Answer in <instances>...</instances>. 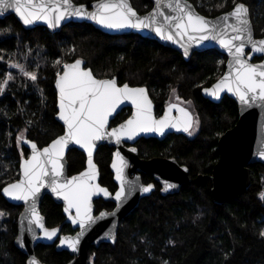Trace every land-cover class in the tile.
I'll list each match as a JSON object with an SVG mask.
<instances>
[{"label": "trees", "instance_id": "1", "mask_svg": "<svg viewBox=\"0 0 264 264\" xmlns=\"http://www.w3.org/2000/svg\"><path fill=\"white\" fill-rule=\"evenodd\" d=\"M89 5L93 0H73ZM202 14L214 16L234 6L233 0H189ZM139 12L148 11L151 0H130ZM250 9L256 37L264 36V0H235ZM223 4V7L218 5ZM0 81L11 72L14 79L0 94V264H26V255L14 245L17 217L22 206L8 202L1 188L19 176V162L28 150L17 138L39 147L63 132L56 120L57 96L54 81L62 64L81 59L98 77H115L118 84L143 85L159 115L173 96L187 104L198 118L193 135L171 133L162 139L142 138L137 143L141 157L174 158L189 171V181L175 193L164 194L151 174H142L154 190L119 223L115 242L91 246L92 264H264V163L254 162L250 184L241 193L222 203L211 194L212 169L218 160L217 140L238 119L235 101L224 95L213 102L201 89L213 83L224 71L226 57L216 49L194 51L188 60L176 50L139 34L111 35L86 22H68L58 31L43 26L26 29L13 14L0 18ZM260 58L254 57V61ZM60 60L61 64H55ZM35 72L33 82L18 68ZM175 89V93L173 92ZM187 101H191L188 104ZM121 116L117 115L111 124ZM25 129H27L25 131ZM112 147L98 146L94 160L99 167V182L110 191L115 184L109 164ZM69 175L85 166L83 152L67 153ZM202 176L200 181L196 179ZM95 212L114 205L111 198L95 200ZM46 225L58 226L61 233H72L65 223L62 205L45 195L40 204ZM171 241V243H170ZM37 257L52 264H65L72 256L54 244H38Z\"/></svg>", "mask_w": 264, "mask_h": 264}, {"label": "snow or ice", "instance_id": "2", "mask_svg": "<svg viewBox=\"0 0 264 264\" xmlns=\"http://www.w3.org/2000/svg\"><path fill=\"white\" fill-rule=\"evenodd\" d=\"M233 3V9L222 17H217L215 22L195 12L187 0H156L154 11L144 17L137 15L129 0H98L92 12H88L84 5H75L73 0H0V15L12 10L25 26L43 21L53 29L72 17H87L102 27L113 30L150 29L162 40L179 43L186 57L191 45L215 41L231 57L228 61L229 70L211 88H205L204 92L220 99V94L227 91L236 96L242 106L264 108V63L251 62L253 53L264 54V38H254L250 9L242 2L235 3L233 0ZM162 5L170 9L172 14L161 11ZM218 7H223V4ZM248 47L250 51L246 52ZM83 63L81 59H76L74 63H64L62 73H57L58 116L66 126L64 135L57 137L43 149H39L35 142L26 141L31 145L32 154L20 166L21 177L2 189L5 196L29 205L26 209L27 231L32 233L33 239H36L33 225L41 230L47 240H53L59 231L58 228L46 227L44 217L37 211L36 203L41 190L47 187L56 196L62 197L65 202L64 212L69 214L72 224L78 225L80 231L75 236L59 237V245L67 246L73 253L79 251L82 237L97 222L116 215L115 211H101L98 216L93 215V196L101 193L105 197L112 195L107 188L95 182L98 170L93 163V152L97 142L108 138L120 144L123 139H134L140 133L156 132L162 135L168 128L182 130L191 136L199 126L198 118L188 109L173 103L157 119L145 87H130L127 83L119 86L115 78L97 79L91 69L82 67ZM55 64L59 65L61 61L56 60ZM9 67L18 68L33 82L37 80V74L27 71L22 64H10ZM13 79L11 72L6 74V78L0 81V94L4 93L8 82ZM173 92L175 93V89ZM176 100L179 101L180 97L177 96ZM126 101L131 102L135 111L129 119L109 131V118ZM187 103L191 104V101ZM173 109L180 113L178 117L172 115ZM21 141H25L23 132L17 138L18 144ZM69 145H79L86 150L88 164L85 171L70 179L64 176L62 163ZM131 151L135 152L136 149L132 148ZM258 155L264 158V147L258 151ZM115 157L112 167L116 170V180L120 182L114 197L118 209L136 191L149 193L154 185H140L138 179L135 182L126 181L127 161L119 150L115 152ZM176 187L177 185L165 181L163 190ZM261 199H264V193H261ZM5 215L0 211V218ZM105 235L115 242L111 232ZM260 235L264 237V231ZM17 240L23 247L22 239L17 237ZM29 264H39V261L33 257Z\"/></svg>", "mask_w": 264, "mask_h": 264}, {"label": "water", "instance_id": "3", "mask_svg": "<svg viewBox=\"0 0 264 264\" xmlns=\"http://www.w3.org/2000/svg\"><path fill=\"white\" fill-rule=\"evenodd\" d=\"M97 2H98V0H93L89 5H87L85 3H76L73 1V3L77 6L84 5L88 12H92L94 10V6L96 5ZM151 2H152V6L148 11H146L144 13H139L133 7L132 3L129 0V3L131 4L132 8L137 12V15L140 17L147 16L149 13H152L154 11V9L156 8V0H151ZM187 2L194 9L195 12H197L199 15L206 17L209 21H213V22L216 21L217 17H222L225 13L230 12L234 7L233 6L229 10L221 12L217 15L207 16V15L200 13L195 8L193 3H191L189 0H187ZM237 3H241V2H237ZM160 10L163 11L165 14H168V15L172 14L171 10L168 9L167 7L163 6V5L161 6ZM9 14H13L16 17V19L21 23V25L26 29L34 28L36 26H43V27L47 28L50 32H56L63 25H65L68 22H86V23L92 24L95 28L101 30L102 32L108 33L111 35H120V34H128V33L139 34L142 37L154 39L157 42H159L160 44L178 51L183 56V58L185 60H188L194 51H202L205 49H216L217 51L221 52L226 57L224 71L213 83H211L208 86L203 87L201 89V94L203 97H205V98H207L213 102H219L224 95H227L228 97L232 98L235 101V103L237 104L238 119H237V122L235 123V125L229 129H227L226 131H224L219 136V138L217 140V149L219 152V157H218V160L212 169L211 194H212V198L215 202L222 203L227 197L241 193L247 189V187L250 184V169H249L248 165L251 163H254V162L264 163V158H262L258 155V151L262 147H264V108H261L259 106H253L250 108L242 106L240 104L239 100L237 99V97L234 96L232 93H228L227 91L222 92L220 94V99H216L214 97H211L210 95H208L207 93L204 92L205 88H211L229 70L228 69V61L231 59V57L228 55V53L225 49H223L219 46V44L217 42L205 41L203 44H199V45L193 44V45H191V47L189 49V55L186 57L184 55V49L180 46L179 43H174L172 41L162 40L159 36H157L150 29H145V30H137V29L113 30V29H107V28H104L101 25L97 24L95 21L88 19L87 17H85V18L72 17V18L66 19L65 21L61 22V25L59 27L53 29V28H49L47 26V24L44 23L43 21H38L33 25L25 26L23 24V22L20 20V18L18 17V15H16L15 12L12 10H8L4 15H0V18H2L5 15H9ZM160 19L162 20V17ZM250 21H251V17H250ZM251 23H252V21H251ZM253 35H254V31H253ZM254 38L255 39H261V38H264V36L256 37L254 35ZM181 43H183V42H181ZM249 51H250V47L246 48V52H249ZM254 57H258L260 59L257 61H254L253 60ZM74 61H71L69 63H74ZM251 62L254 64L264 63V54L253 53ZM82 67H84V66L82 65ZM85 68H87V67H85ZM88 69H90V68H88ZM62 70L60 73H62ZM96 78L97 79H112L115 77H112V78H109V77L98 78V77H96ZM56 79H57V77L55 78V81H54V87H55L56 96H57V113L55 115V118L63 126V132L61 134H59L58 136H56L54 139H56L59 136L64 135V132L66 130V126L64 125L63 121H61L59 119V116H58L59 92H58V89L56 88ZM117 84H118V82H117ZM124 84L125 83L118 84V85L123 86ZM129 86L130 87H145L143 85H129ZM148 96H149V94H148ZM149 99L152 101L150 96H149ZM169 104L166 105V107L164 108V111L161 115L156 116L155 110H154V103L152 101L154 116L157 119H159L168 110ZM173 104H178L180 107H182L179 103H173ZM125 107H129L131 109L129 116L125 120L121 121L120 123L113 125V126H110L111 120L115 117V115L122 108H125ZM174 110L176 112L175 115L173 113ZM134 111H135V108H134V106L131 105V102L126 101L123 105H121L120 108L117 109L116 113H114L113 116L109 118V131L111 130V128L118 127L121 123H123L124 121L129 119L132 116ZM173 111H172L173 116L178 117L180 115V113L176 109H173ZM169 133L185 134V132H183L182 130L178 131L177 129H174V128H168V129H165V132L162 135L160 133H156V132L140 133L134 139H131V140H128L126 138L123 139L120 144H117L114 139H108V138H105L104 140L97 142V147L93 152V163L96 165V168L98 170V176H97V180L95 182L100 184V182H99V178H100L99 167L94 160V155H95V152H96L98 146H100L102 144H106L109 147L113 148L109 167H110V170L112 172L113 181L116 184V189L112 193L106 186L100 184L101 187L107 188L109 190V192L112 193V195L109 197H105L101 193L99 195L93 196V198H92L93 215L98 216L101 211H106L109 213L115 211L116 215H115V217L109 216L105 220L97 222V224H95L87 233H85V235L81 239V243L79 245V251L75 252V253H73L71 251V249L67 248V246H60L59 245V237L75 236L80 231V228L78 225L72 224L71 220L69 219V214L64 212L65 202L63 201L62 197L56 196L54 193L51 192V189L45 187L41 190V195H40V198L37 200L36 208H37V211L39 212V214L44 217V215L40 211V204H41L43 197L45 195H49L55 202L62 205V212H63V215L65 216V223H67L71 226L73 232L72 233H61L60 228L58 226H54V227L47 226L46 220L44 217V223H45L46 227H48L50 229L51 228H58L59 229V231L57 233V237L53 238V240H47L43 237L41 230L39 228H36L35 225H33L34 231L36 233V239H33L32 233L27 231L28 221H27L26 217H27L28 213H27L26 209L29 207V205L25 204L23 201L12 200L11 198L5 196L3 194L2 189L5 186H7V184H9V183L4 185L1 188L2 196L10 203L22 206V209H21V211L17 217V232H16V236L14 238V245L21 252H23L26 255V264H29V260L33 257L37 261H39V264H52V263H47V262L41 261L37 257V255L35 253V247L38 244H53L54 242H57V246L59 249L66 250L72 255V258L68 262H66L65 264H92L88 261V254H89L90 247L91 246H98L102 242L113 243V240L111 238L106 237L105 234L108 232H111L112 235L116 239L117 230H118V226H119L121 219L123 217H125L126 215H128L138 205V203L142 197L149 195L154 190V188H153V190L149 193H142L140 191H136L134 194L129 196L128 199L126 200V202H124L117 209V207H116L117 202L115 201L114 197H115V193L119 190L120 182L118 180H116V170L112 167V164L116 160L115 152L117 150H119L121 152V155L127 161L128 166L125 169L126 181L135 182L138 179L140 185H144V186H147L148 184L154 185L153 183L145 184L141 180V174H140L141 172L151 173L154 180L157 183H159L162 193L167 194V193L177 192L183 183H186L187 181H189V171H188L187 166L179 164L174 158L160 157V156H155L152 158L139 157L137 148L134 146V143L139 138L154 137L157 139H162ZM54 139H52L48 144H46L42 147H39L38 145H37V147L39 149H43L44 147H47L48 145H50ZM28 140L34 142L33 140L28 139V138H25V141L22 142L24 147L28 150V154L26 156L22 155L20 158L19 176L16 180L20 179V177L22 175V170H21L20 166L23 163V160L30 158V156L32 154L31 145L26 142ZM125 143H127L129 145H126ZM73 148L84 153V155H85V166L79 172H76L74 174L69 175L67 172L68 162H67L66 156H67L68 151L70 149H73ZM132 148H135L136 151L135 152L131 151ZM62 163L64 164V176L66 178L70 179L72 176H77V175H79V173L85 171L88 167L87 152H86V150L80 148L79 145H69V147L65 150V154H64ZM185 169H187V171H185ZM201 178H202V176H199L196 179V182L200 181ZM16 180H14L10 183L15 182ZM165 181H167L169 183H173V184L177 185V187L174 189H169L167 191H164L163 188H164ZM98 198H111L112 201L114 202L113 208L111 210L102 209L98 213H95L94 200H96ZM72 214L74 215V210H73ZM17 237H20L22 239L23 247H21V244L18 242Z\"/></svg>", "mask_w": 264, "mask_h": 264}, {"label": "flooded vegetation", "instance_id": "4", "mask_svg": "<svg viewBox=\"0 0 264 264\" xmlns=\"http://www.w3.org/2000/svg\"><path fill=\"white\" fill-rule=\"evenodd\" d=\"M183 102V101H182ZM169 103H178V102H175V101H172V98L164 105V108L166 107V105H168ZM182 107H184V108H186V109H188V106H187V104L186 105H183V104H181V103H179ZM164 108H163V111H164ZM189 110V109H188ZM163 111L159 114V115H161L162 113H163ZM190 111V110H189ZM130 112H131V109L129 108V107H125V108H122L116 115H115V117L117 116V115H119V116H121V118L120 119H118V121L115 123V124H111V122L113 121V119L115 118H113L112 120H111V122H110V126H113V125H116V124H118V123H120L121 121H123V120H125L128 116H129V114H130ZM191 112V111H190ZM173 113H174V115L176 114V112H175V110L173 111ZM155 115L156 116H159V115H157L156 113H155ZM169 134H171V133H169ZM176 134V133H175ZM182 134V133H181ZM185 134H187V133H185ZM168 135V134H167ZM143 138V137H142ZM142 138H139L135 143H134V146L137 148V143L139 142V140L140 139H142ZM126 145H129V144H127V143H125ZM138 151V150H137ZM138 155H139V153H138ZM139 157H141L140 155H139ZM142 158H145V157H142ZM141 174V180H142V182L143 183H145L144 181H143V179H142V174H147V173H145V172H141L140 173ZM149 174H151V173H149ZM152 175V174H151ZM153 177V176H152ZM100 179V178H99ZM112 179H113V176H112ZM114 182V181H113ZM149 183H152V182H149ZM101 184V183H100ZM115 184V183H114ZM145 184H148V183H145ZM102 185V184H101ZM115 189H116V184H115ZM115 189H114V191H115ZM114 191H111L112 193L114 192ZM99 199V198H98ZM104 199H106V198H104ZM97 200V199H96ZM94 202H95V200H94ZM114 203V202H113ZM95 205V204H94ZM114 206V205H113ZM113 208V207H112ZM111 208V209H112ZM103 209H105V208H103ZM111 209H109V210H111ZM102 210V209H101ZM107 210V209H106ZM100 211V210H99ZM98 211V212H99ZM98 212H95V213H98ZM61 232V231H60ZM55 243V242H54ZM53 243V244H54ZM56 244H57V242H56ZM58 247V246H57ZM71 255V254H70ZM72 256V255H71Z\"/></svg>", "mask_w": 264, "mask_h": 264}, {"label": "rangeland", "instance_id": "5", "mask_svg": "<svg viewBox=\"0 0 264 264\" xmlns=\"http://www.w3.org/2000/svg\"><path fill=\"white\" fill-rule=\"evenodd\" d=\"M172 101H175V102L181 103V104H183V105H186V104H185L184 102H182L181 100L177 101V100H176V96H173ZM23 133H24V132H23Z\"/></svg>", "mask_w": 264, "mask_h": 264}, {"label": "built area", "instance_id": "6", "mask_svg": "<svg viewBox=\"0 0 264 264\" xmlns=\"http://www.w3.org/2000/svg\"><path fill=\"white\" fill-rule=\"evenodd\" d=\"M62 66H63V64H62Z\"/></svg>", "mask_w": 264, "mask_h": 264}, {"label": "bare ground", "instance_id": "7", "mask_svg": "<svg viewBox=\"0 0 264 264\" xmlns=\"http://www.w3.org/2000/svg\"><path fill=\"white\" fill-rule=\"evenodd\" d=\"M155 187V186H154Z\"/></svg>", "mask_w": 264, "mask_h": 264}]
</instances>
